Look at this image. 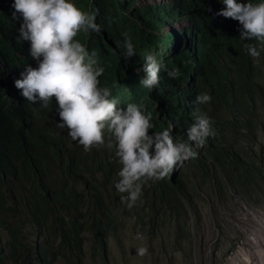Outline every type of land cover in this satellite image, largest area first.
<instances>
[{"label":"trees","instance_id":"trees-1","mask_svg":"<svg viewBox=\"0 0 264 264\" xmlns=\"http://www.w3.org/2000/svg\"><path fill=\"white\" fill-rule=\"evenodd\" d=\"M74 1L94 14L100 26L99 32L81 30L75 38L91 47L90 55L94 53L92 58L104 68L103 75L98 77L100 87L128 86L127 92L118 93L125 96L127 105L137 104L146 113H151L154 127L150 134L167 129L170 122L175 126L171 133L173 139L187 141V129L197 122V118H210L213 134L205 139L203 146L194 147L198 154L190 158L187 167L190 171H182L176 184L164 179H145L142 184L146 188V197L136 202L142 205L143 215L126 209L128 206L122 209L126 215L139 216L141 233L152 235V240H156L158 235L155 232L162 226L159 218L164 216L174 225L171 246L181 247L180 252H183V246L191 244L188 219L190 214L198 212L193 193L200 190L193 185L191 176L213 180L221 198L233 190L244 201L264 203V163L254 154L263 127L260 103L264 100V87L256 81L259 69L255 58L244 48L245 43H251L259 50L264 44L255 40L242 41L239 23L217 15L225 7L222 0H163L153 4L150 0ZM238 2L256 4L262 0ZM6 3L7 0H0V264H55L57 255L66 264H82L87 233L107 249V234L102 231L98 220L96 231L88 218L82 221L78 217L69 219L57 211L43 212L49 219L51 214L55 216L51 228L58 222L60 243L57 246L49 240L40 246L39 251L28 247L19 239L24 224H17L13 229V243L9 247L3 245L1 234L5 235L8 223L4 210L15 208L10 203L8 191H5L9 182L16 183L21 191L22 183L39 187L41 177L47 179L49 185L63 182L64 178L88 180L90 177L99 183V176L109 182L114 172L113 162H119L115 148L112 152L102 149L89 153L77 152L74 148L71 160L85 163V170L81 173L76 163L73 165L69 157L61 153L62 145L68 142L49 121L50 108L43 107L41 102L33 104L25 100L21 90L14 86V81L19 79V70L29 64L28 48L18 39L19 21L13 18ZM176 22L188 26L159 35L165 25ZM103 34L114 48L105 46ZM126 39L134 45L136 55L132 57L122 55L126 52ZM147 54H153L162 65L159 83L153 89L139 83L144 72L138 75L134 72L136 67L143 69ZM168 70H177L179 77L169 78ZM204 93L211 96L207 104L196 100ZM96 147L99 146L92 148ZM66 158L64 177H53V169L48 170L44 163L53 161L62 168ZM70 170L75 176L69 173ZM94 188L97 193L95 190L93 193L98 198L101 190L97 186ZM49 191L44 185L41 195L37 196L39 200L29 199L22 207L36 208L41 204L45 211H54L58 207L56 203H66L56 201L54 195L47 196ZM62 192L64 194L59 197L68 194L65 190ZM79 201L61 210L84 208L82 199ZM149 213L152 217L148 222L146 216ZM123 220H126L125 216ZM164 251L167 260L170 252L166 246Z\"/></svg>","mask_w":264,"mask_h":264},{"label":"clouds","instance_id":"clouds-1","mask_svg":"<svg viewBox=\"0 0 264 264\" xmlns=\"http://www.w3.org/2000/svg\"><path fill=\"white\" fill-rule=\"evenodd\" d=\"M222 2L225 7L217 15L239 23L242 41L255 40L264 44V0L256 4L238 0ZM6 4L13 18L19 21L18 39L28 48L29 64L19 70V79L14 81V86L21 90L25 100L33 104L41 102L43 107L50 108L49 121L58 127L55 131H60L68 142L62 145L63 151L64 147L77 148V152L84 153L102 149L112 152L115 148L119 162H113L115 167L111 180L108 182L99 176L97 184H105L113 193L109 195L129 208L136 207L137 201L145 199L146 188L142 184L145 179H164L167 183L176 184L180 173L187 170L190 158L198 154L194 147L203 146L205 139L213 134L210 118H197V122L187 129V141L173 139L171 133L175 126L170 122L167 129L150 134L154 127L151 113H146L137 104H126L125 96L118 92H127L128 86L115 84L111 89L101 88L98 77L103 75L104 68L92 58L94 53L90 55L91 47L75 39L81 30L88 33L100 31L94 14L79 7L74 0H7ZM103 38L106 47L114 48L105 34ZM172 39L174 41V37ZM124 46L126 52L123 56L136 55L130 39L125 40ZM244 48L251 57L259 58L260 50L255 44L245 43ZM161 70L162 65L156 57L147 54L143 59V69L136 67L134 72L137 75L144 72L139 83L153 89L159 83ZM179 75L177 70L167 71L169 78L175 79ZM196 100L207 104L211 96L204 93ZM94 146L99 147L92 148ZM76 163L83 173L85 163ZM41 178L46 185V179ZM89 178L87 181L92 180ZM28 183L22 184L28 187ZM103 196L104 191L101 190L100 198ZM121 211L124 216L125 211ZM146 253L147 248L138 249L140 256Z\"/></svg>","mask_w":264,"mask_h":264},{"label":"rangeland","instance_id":"rangeland-1","mask_svg":"<svg viewBox=\"0 0 264 264\" xmlns=\"http://www.w3.org/2000/svg\"><path fill=\"white\" fill-rule=\"evenodd\" d=\"M162 1L150 0V3H161ZM187 26L183 22L165 25L159 35ZM163 49L166 51V47ZM259 50L260 56L255 58V65L259 69L256 81L264 87V48L259 47ZM260 107L263 127L259 132L254 153H258L264 163V100L261 101ZM186 167L187 161L185 160L184 168ZM52 174L53 177L56 175L61 177L64 173L61 168H55ZM191 179L193 185L200 187V190L196 189L193 193L198 212L189 215L188 234L191 244L183 246V252H180L181 247L173 248L170 244L174 234V225L168 221V218L160 216L162 226L158 227L155 232L158 238L153 241L152 235L147 236L141 233L138 215L124 214L126 220H123L115 236L108 239L107 251L101 247L91 233L85 235V256L82 264H185L189 258L190 261L187 264H248V259L252 261L249 264L257 263L256 251L259 245L256 240L260 234L264 235V203L257 204L255 200L244 201L233 190H229L225 197L221 198L220 190L213 180L192 176ZM204 183L207 185L202 186ZM46 185L50 187L47 181ZM80 190L84 192V186L80 187ZM5 191L7 192V187ZM48 195L53 194L50 192ZM89 203L93 205L95 202L91 200ZM118 207L121 211L127 205L118 203ZM126 209L144 214L142 205ZM151 217V213L147 214L146 220L149 222ZM50 234H55V227L51 228V232H47L42 241L45 242ZM1 237L5 238L3 232ZM52 240L56 242V246L60 243L57 234ZM165 246L170 252L167 260L163 254ZM141 247L147 248L144 256L138 254V249ZM56 262V264H66L60 255H57Z\"/></svg>","mask_w":264,"mask_h":264},{"label":"flooded vegetation","instance_id":"flooded-vegetation-1","mask_svg":"<svg viewBox=\"0 0 264 264\" xmlns=\"http://www.w3.org/2000/svg\"><path fill=\"white\" fill-rule=\"evenodd\" d=\"M256 148L257 147L254 148V152ZM73 149H74L73 147L72 148L64 147L65 151H62L61 153L63 154L64 152L65 156H68L70 161L74 165L76 162L71 160V157L74 154ZM35 152L37 153L38 150H36ZM254 154L256 155L258 160L261 163H263L258 153H254ZM66 161L67 158L66 160H63V164H61L62 165L61 169L63 170V172L65 171V167L67 166ZM44 164L47 169L58 168L57 163L53 161H47ZM69 173L75 176V172H72L70 170ZM62 177H64V174ZM46 181L49 183L47 179ZM44 183L45 180L41 178L39 181V185H40L39 187H36V185H34V187H31L30 183H28V187H26L24 184H21L23 186L22 191L18 186H14V184H12L11 182L9 183V186L7 187V191L10 195V199H12L10 203L15 208L4 210L6 218L8 219V223H6V227H5V238L3 245L5 247H9V245L13 243L11 234L13 229L17 228L16 227L17 224H24L23 232L19 235V239L23 241V243L28 247H35L37 251H39L40 246H42V244L48 242L49 240L53 241L52 238L54 237L55 234H57L60 238L58 232V222H57V225L54 226L55 234H50L45 242L42 241V239L46 236L47 232H51L50 228L52 226V221L54 220L55 217L54 215L51 214L49 219L44 215L43 212L57 211V214L67 216V218L69 219L78 217L80 220L84 221L86 218H88L90 220V223L94 225L96 231L98 229V223L96 221L98 220V222L101 223L102 231H104L107 234V239H106L107 241H105L106 243L105 245L107 247L108 239L113 238L115 236L112 235V233L119 231L121 224H123V213L122 211L119 210L118 201L115 200L114 197L109 195V194L113 195V193H110L108 191V188L105 186V184L99 185L94 180L87 181L76 178L73 179L64 178L63 182L58 181L53 185H49L50 191L48 193L52 192V194L56 196V201H63L66 203H62V204L56 203L58 207L54 211H50V210L45 211L42 208L41 204H38L36 208H28V209L23 208L22 205L25 202H27L29 199L39 200L37 196L41 195L40 190L43 189ZM83 186L85 189L84 192L83 190H80V187ZM94 186H97L100 188V190L104 191L103 197L99 198L100 197L99 195V197L97 198L94 195L93 193L94 190L97 193V190L94 188ZM63 190H65L68 194L59 197L58 195L64 194L62 192ZM48 193L47 196H49ZM80 199H82V203L86 205L85 208H80V209L68 208L66 210H61V208H66V206L67 207L74 206L76 203L80 202L79 201ZM89 200L90 201L92 200L95 203L93 205H90ZM53 243L55 244L56 242L53 241Z\"/></svg>","mask_w":264,"mask_h":264},{"label":"bare ground","instance_id":"bare-ground-1","mask_svg":"<svg viewBox=\"0 0 264 264\" xmlns=\"http://www.w3.org/2000/svg\"><path fill=\"white\" fill-rule=\"evenodd\" d=\"M256 241L258 242L259 247L257 248V251H256V258H258V259H257V263H255V264H260V261H261V264H264V243H263V241H264V235L263 234H260L257 237V240ZM262 243H263V246H262ZM247 263L248 264L249 263H252V261L250 259H248V262Z\"/></svg>","mask_w":264,"mask_h":264},{"label":"water","instance_id":"water-1","mask_svg":"<svg viewBox=\"0 0 264 264\" xmlns=\"http://www.w3.org/2000/svg\"><path fill=\"white\" fill-rule=\"evenodd\" d=\"M105 42L108 44V42L106 41V39H105ZM109 45V44H108Z\"/></svg>","mask_w":264,"mask_h":264}]
</instances>
